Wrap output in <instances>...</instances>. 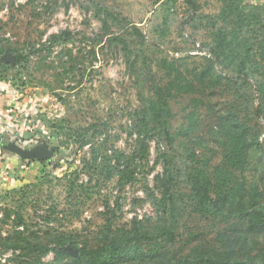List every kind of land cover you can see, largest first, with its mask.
Segmentation results:
<instances>
[{
  "label": "rangeland",
  "instance_id": "rangeland-1",
  "mask_svg": "<svg viewBox=\"0 0 264 264\" xmlns=\"http://www.w3.org/2000/svg\"><path fill=\"white\" fill-rule=\"evenodd\" d=\"M101 2L122 20L112 22L110 33L127 36L134 69L122 45L110 41L94 17L93 4ZM197 2L198 11L184 0H0V86L11 90L1 91L0 97L4 112L30 127V138L20 142L23 149L37 146H31V139L40 131L50 147L71 153L76 137H89L98 126L95 149L107 138L109 156L117 152L131 157L137 149L138 112L156 86L172 89L171 131L177 137L171 148L161 136L151 139L148 157L121 162L131 166L126 181L120 177L119 163L72 157L58 163L57 150L49 164L10 162L1 167V263L34 262L31 257L21 263L12 251H4L5 239L14 231L15 215L6 220L8 210L23 215L36 236L48 240L50 234L65 233L79 247L85 241L97 245L110 232L128 231L136 218L151 232L165 225L177 233L174 243H144L132 259L115 264H160L199 247L226 250L244 261L264 256V232H251L246 221L207 218L187 205L174 221L156 207L161 190L155 180L163 172L159 156H167L183 171L204 170L213 178L225 164L228 119L245 128L253 144L248 170L235 172L232 185L243 186L242 192L256 198L255 204L264 203V0H245L247 7L240 11L218 0ZM124 18L143 32V46L123 31ZM61 32H70L71 41L52 45L50 36ZM220 33L225 34L229 58L207 72ZM246 43L253 54L248 80L239 73ZM33 47L42 51L26 64L4 61L7 54L15 56L11 48L27 54ZM178 81L193 87L178 89ZM20 103L21 112L7 110ZM91 151L85 146L80 157L89 161ZM67 248L72 256L78 251ZM53 260L52 253L44 258Z\"/></svg>",
  "mask_w": 264,
  "mask_h": 264
},
{
  "label": "trees",
  "instance_id": "trees-1",
  "mask_svg": "<svg viewBox=\"0 0 264 264\" xmlns=\"http://www.w3.org/2000/svg\"><path fill=\"white\" fill-rule=\"evenodd\" d=\"M188 5L192 6L194 11L200 9V4L197 0H184ZM226 5L236 7L238 11L241 8L247 7L245 0H218ZM34 2V0H29ZM95 12L94 17L98 19L103 26L106 37L110 41H117L122 45L126 56L127 63L131 68H135V61L131 58V48L127 43L128 38L124 34H111V24L114 21L120 22L118 17L112 13L110 8L104 3L93 4ZM69 7V6H67ZM122 26L124 32L128 33L131 38L135 37L136 43L143 46L146 40L145 35L138 26L129 22L125 18ZM121 24V23H120ZM220 37L215 44L213 57L208 58L209 71L216 66L222 64L225 59L229 58L228 46L224 33H220ZM71 36L70 32H61L60 34H53L50 36L52 45H60L69 42ZM130 41L133 42L132 39ZM245 50L240 58V72L244 75V80H248L253 72L248 69L249 63L253 61L252 48L248 43L245 44ZM15 54L17 65L28 63L30 57L39 53L42 49L33 47L27 54L19 53L16 48H11ZM247 73V74H246ZM191 82H187L186 86H182V82L178 81L176 87L178 89L192 88ZM172 89H166L161 86H156L153 90L152 96L144 100L142 107L137 115V129L136 144L137 149L131 157H126L125 154L114 152L110 155L107 148L108 140L104 138L103 145L100 149H95L92 144L94 138L101 134L98 126H93L92 134L86 137L81 135L76 137L75 149L70 152L62 153L60 149L56 162L66 160L68 157L74 159H81L83 162H115L121 166V179H131V166H122L121 162H138L149 156V142L156 137H163L169 147H173L176 142V135L171 131L172 109L170 98L173 97ZM10 93L7 87L1 88L0 92ZM261 93V111L264 110V85L260 87ZM4 121H11V116L4 117ZM2 119V118H0ZM152 126V128H151ZM229 143L225 155V164L223 167L217 168L214 172V177L204 170H189L183 171L175 166L173 160L165 155L159 156L158 161L163 163V172L156 176V183L161 190L160 198L156 199V207L161 216L166 217L170 215L176 221V217L184 210V205L190 206L194 213L205 216L207 218H218L222 222L225 220L238 219L246 221L248 229L251 232H264V203L254 201L256 198H248L244 194L243 186L232 185V177L235 172L244 173L248 170L250 165L251 150L253 148L252 142L247 136L245 128L241 127L233 120H227ZM29 139L30 136L26 134L23 138ZM35 138V137H34ZM31 146L38 144L39 140L34 139ZM19 137L15 133L5 139L6 143L17 142ZM92 147V156L89 161L82 159L81 151L85 146ZM258 147L261 146L258 144ZM104 152V153H103ZM9 156H14L13 153L3 150L1 158L4 159ZM26 162H29L28 160ZM44 161L37 163H48ZM49 164V163H48ZM54 165V164H52ZM69 177V176H67ZM66 179V178H65ZM68 180V178H67ZM188 188V192L184 191ZM257 201V200H256ZM15 215L14 231H11L9 238L5 239L7 243L3 244L4 251H12L15 258L23 263L24 259L34 258L32 264H115L118 260L132 259L138 248L144 243H151L161 239L167 244H172L177 239V233L170 227L165 225L160 226L155 232L143 227V222L136 218L131 229L123 233L110 232L105 234L97 245H90L89 241L81 244L74 240L71 236L65 233L50 234L48 240L36 236L26 226L25 217L20 214H15L12 211H6L5 219L9 220ZM78 249V256L69 254L68 248ZM54 254L52 262H45L44 258L49 254ZM14 260L17 262V260ZM0 264H3L0 262ZM4 264H9L4 263ZM160 264H264V256L260 260L244 261L236 258L229 251L221 250L219 252H208L203 247L195 248L189 254H186L178 259L162 260Z\"/></svg>",
  "mask_w": 264,
  "mask_h": 264
},
{
  "label": "water",
  "instance_id": "water-1",
  "mask_svg": "<svg viewBox=\"0 0 264 264\" xmlns=\"http://www.w3.org/2000/svg\"><path fill=\"white\" fill-rule=\"evenodd\" d=\"M4 61L11 62L15 64L16 58L12 54L5 55ZM3 150H7L13 153L15 156H18L22 160H29V161H51L56 154V148L50 147L48 143L45 141H41L32 149H23L20 147L16 142L6 143L5 138L0 135V154ZM73 254L78 256V251L74 250Z\"/></svg>",
  "mask_w": 264,
  "mask_h": 264
},
{
  "label": "built area",
  "instance_id": "built-area-1",
  "mask_svg": "<svg viewBox=\"0 0 264 264\" xmlns=\"http://www.w3.org/2000/svg\"><path fill=\"white\" fill-rule=\"evenodd\" d=\"M3 120L2 119H0V123H1V125H0V135L1 136H3L4 138L7 136V134H10V133H15L16 134V136H18L19 137V140L17 141V144L20 146V147H22L23 148V146H21L20 145V142H21V139L23 138V136H25V134L27 133L28 134V129L30 128L28 125H27V127H25V124H21V122L20 121H18L17 119H12L9 123H7V124H2L3 122H2ZM34 134H36V136H32L34 139H37V140H39V142H41V141H45V140H43L42 138H41V136H42V132H40V131H36V132H33ZM33 138L31 139L32 141L31 142H33L34 140H33ZM29 140H27V142H26V145L28 144V143H30V142H28ZM38 142V143H39ZM27 147H30V145L29 146H27ZM1 155V154H0Z\"/></svg>",
  "mask_w": 264,
  "mask_h": 264
},
{
  "label": "crops",
  "instance_id": "crops-1",
  "mask_svg": "<svg viewBox=\"0 0 264 264\" xmlns=\"http://www.w3.org/2000/svg\"><path fill=\"white\" fill-rule=\"evenodd\" d=\"M9 94V93H8ZM1 102H5V100L4 99H2L1 97H0V118H2V124H7V123H9V122H6V121H4V117H6V116H11L12 117V119L14 118V119H17L16 118V116L15 115H13V114H6L5 112H4V109L2 108L3 106H2V103ZM6 105L9 107V105L10 104H8V102H6ZM11 106V105H10ZM20 106V107H19ZM7 107V110L8 109H10L11 111H12V113L14 112V111H18V112H21V110L23 109V107H22V105H21V103L20 104H17V106L16 105H14V106H12V109L11 108H8ZM19 107V110H16L17 108ZM6 110V109H5ZM11 119V120H12ZM0 125H1V123H0ZM11 134H13V133H10V134H7V136L5 137V139H7V137L9 138L10 137V135ZM17 143V142H16ZM17 157L18 156H9V157H6V158H4V159H2L1 158V155H0V168L1 167H7L9 164H10V162H19V165L21 164V165H25V164H27V163H32V162H34V161H29V162H26L27 160H22L21 158H19L20 160H18L17 159ZM16 159H17V161H16ZM28 165V164H27ZM4 179H8V178H4Z\"/></svg>",
  "mask_w": 264,
  "mask_h": 264
}]
</instances>
